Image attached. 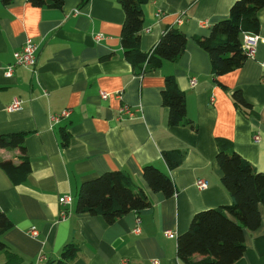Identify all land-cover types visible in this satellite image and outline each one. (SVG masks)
I'll return each instance as SVG.
<instances>
[{
	"label": "crops",
	"instance_id": "obj_1",
	"mask_svg": "<svg viewBox=\"0 0 264 264\" xmlns=\"http://www.w3.org/2000/svg\"><path fill=\"white\" fill-rule=\"evenodd\" d=\"M234 1L146 0L140 49L151 50L166 27L180 29L187 44L177 62L164 61L144 73L124 56V12L117 0H64L59 8L0 1V134L24 133L30 160V172L18 184L0 166V211L12 222L1 235L6 247L0 264H45L60 259L69 244L76 250L62 264H186L177 256V236L198 211L233 201L221 182L217 139L230 140L241 157L264 172V41L256 39L253 56L222 75L211 74L209 56L196 42L228 15ZM258 17L257 35L262 37L264 7ZM97 34L103 38L96 40ZM27 39L37 45L34 65L14 64L13 53ZM168 75L185 94V118L194 127L169 125L161 99ZM235 89L251 104L254 116L234 105ZM102 92L108 96L102 98ZM14 99L20 107L9 109ZM123 104L135 111L133 117L120 114ZM64 109L70 114L55 121ZM174 149L182 151L183 159L169 169L162 153ZM21 155L18 148H0V162L18 164ZM148 164L172 179V196L149 188L142 176ZM114 170L128 175L150 205L111 224L100 215L77 212L80 184ZM200 179L207 181L205 188L196 185ZM65 195L70 203H59ZM258 211L260 224L244 229L245 249L233 264H264L263 204ZM137 219L138 233L133 231Z\"/></svg>",
	"mask_w": 264,
	"mask_h": 264
},
{
	"label": "trees",
	"instance_id": "obj_2",
	"mask_svg": "<svg viewBox=\"0 0 264 264\" xmlns=\"http://www.w3.org/2000/svg\"><path fill=\"white\" fill-rule=\"evenodd\" d=\"M8 4L12 0H0ZM146 0H117L124 12L120 32V43L124 56L132 67L144 73L159 68L164 61L177 62L187 44L185 34L176 27H166L153 48L147 52L140 49V31L143 27L142 4ZM36 7L62 6L64 0H28ZM264 0H235L226 17L216 21L209 35L197 38V44L208 54L210 72L222 75L242 66L248 58L242 46L244 33L257 34L260 28L259 11ZM145 64V67L142 65ZM234 105L247 116H254L252 106L242 92L235 89L231 93ZM162 104L168 107L169 125L182 123L194 127L186 120L185 94L175 78L168 75L161 90ZM63 144L67 143V133H63ZM216 161L221 170V182L230 193L232 203L216 208H208L195 213L188 229L177 236V256L186 264H233L244 252V229L254 230L260 224L258 204L264 205V172L257 171L250 162L241 157L230 140L217 139ZM0 148H18L22 155L20 162L9 160L0 166L15 184L23 182L30 172V160L25 154L24 133L0 134ZM162 157L169 169L178 167L183 159L179 149L163 151ZM142 176L149 188L170 197L174 194L172 179L155 165L148 164L142 169ZM150 205L147 194L135 187L130 177L122 171H107L80 184L75 210L100 215L111 224L130 211H138ZM12 227L8 216L0 211V251L6 244L1 235ZM76 250L72 244L64 247L60 259L45 264H62ZM198 255L200 258L195 259Z\"/></svg>",
	"mask_w": 264,
	"mask_h": 264
},
{
	"label": "built area",
	"instance_id": "obj_3",
	"mask_svg": "<svg viewBox=\"0 0 264 264\" xmlns=\"http://www.w3.org/2000/svg\"><path fill=\"white\" fill-rule=\"evenodd\" d=\"M95 38H96V40H100V39L103 38V36L101 34H97L95 36ZM256 39H260V40L264 41V36L260 37L257 34H251V33H244L243 34L242 46L247 51L248 57H251L254 54ZM36 49H37L36 43H34L30 39H27L25 41L24 45L21 47V49L18 50V51H15L13 53V59L15 61L14 64L22 65V66H25V67L34 65ZM12 66L13 65H10V66L7 67L5 75L8 76V75L11 74ZM195 83H196L195 79L191 78L190 79V85L194 86ZM107 96H108V93H105V92L101 93V97L102 98H106ZM20 104L21 103H20L19 99H14L12 104L9 106V109H18L20 107ZM70 112H71L70 109H64L58 115L54 116L53 119L55 121H58L61 117H67L70 114ZM119 112H120V114H124V115H126V116H128L130 118V117L134 116V112L135 111L130 106H128L127 104H123L119 108ZM255 138H256L255 141H257L258 140V136L255 137ZM196 185L199 188H205L208 185V183H207V181L200 179V180L196 181ZM58 201L61 204H68V203H70L71 198L68 195H65V196L59 197ZM65 215H66V210L65 209L60 211V216L61 217L65 216ZM139 222H140V220L137 219L136 226L133 229V231L136 232V233H138L140 231ZM31 234L33 236H36L37 235V231L32 229L31 230ZM165 234L168 237H173L174 236V233L172 231H166ZM153 262H154V264H158L157 261H153Z\"/></svg>",
	"mask_w": 264,
	"mask_h": 264
},
{
	"label": "water",
	"instance_id": "obj_4",
	"mask_svg": "<svg viewBox=\"0 0 264 264\" xmlns=\"http://www.w3.org/2000/svg\"><path fill=\"white\" fill-rule=\"evenodd\" d=\"M251 121H252L254 124H256V125H259V124H258V121H257L256 119L252 118ZM260 127H261V128H264L263 126H260Z\"/></svg>",
	"mask_w": 264,
	"mask_h": 264
}]
</instances>
